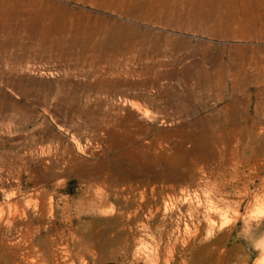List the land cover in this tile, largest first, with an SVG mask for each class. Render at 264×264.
Instances as JSON below:
<instances>
[{"label":"rangeland","instance_id":"374dc122","mask_svg":"<svg viewBox=\"0 0 264 264\" xmlns=\"http://www.w3.org/2000/svg\"><path fill=\"white\" fill-rule=\"evenodd\" d=\"M0 264H264V0H0Z\"/></svg>","mask_w":264,"mask_h":264},{"label":"bare ground","instance_id":"6f19581e","mask_svg":"<svg viewBox=\"0 0 264 264\" xmlns=\"http://www.w3.org/2000/svg\"><path fill=\"white\" fill-rule=\"evenodd\" d=\"M133 109V108H132ZM135 109V108H134ZM138 111V110H137ZM138 113V112H137ZM44 121V120H43ZM57 122V121H56ZM55 122V123H56ZM59 124V123H58ZM46 125V124H45ZM46 129V128H45ZM72 130H73V128H72ZM14 219V218H13ZM10 220V219H9ZM11 221V220H10ZM27 222V221H26ZM27 224V223H26ZM31 226V225H30ZM25 227V226H24ZM29 233H30V231H29ZM21 235V234H20ZM25 235V234H24ZM26 238V237H25Z\"/></svg>","mask_w":264,"mask_h":264}]
</instances>
